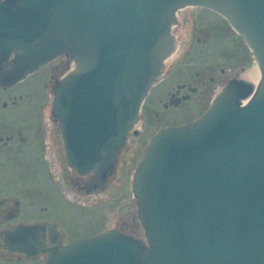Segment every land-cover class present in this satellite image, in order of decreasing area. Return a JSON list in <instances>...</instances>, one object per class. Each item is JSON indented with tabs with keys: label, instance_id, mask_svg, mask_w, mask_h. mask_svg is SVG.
Returning <instances> with one entry per match:
<instances>
[{
	"label": "water",
	"instance_id": "water-1",
	"mask_svg": "<svg viewBox=\"0 0 264 264\" xmlns=\"http://www.w3.org/2000/svg\"><path fill=\"white\" fill-rule=\"evenodd\" d=\"M223 16L253 54L191 123L160 130L133 177L144 240L106 231L62 246L55 224L0 230V255L45 264H264V0H0V90L58 57L60 169L90 198L114 183L150 88L184 53V7Z\"/></svg>",
	"mask_w": 264,
	"mask_h": 264
},
{
	"label": "flooded vegetation",
	"instance_id": "flooded-vegetation-1",
	"mask_svg": "<svg viewBox=\"0 0 264 264\" xmlns=\"http://www.w3.org/2000/svg\"><path fill=\"white\" fill-rule=\"evenodd\" d=\"M189 10L214 15L228 29L233 31L222 16L211 10L201 7L183 9L186 22L192 20V27H189L186 32L184 53L178 54L174 69L162 76L156 86L160 84L163 86L167 79L175 75L179 67L186 65V62L191 58L189 54L193 49L194 41L195 43H200L201 37L205 41L210 36L208 31H205L201 36H194L196 32L194 26L196 24L191 15L188 14ZM234 34L238 36L235 32ZM73 67L74 63L70 57L65 58L61 62L56 58L39 67L25 78L0 90V230L35 222L55 224L63 247L85 237L95 236L100 233L81 235L78 231L79 234L75 232L76 235L72 236L70 229L65 224L64 208L58 205L64 199L65 193L67 194L68 191L72 193V191L60 169L59 123L53 114L54 74L55 71L73 69ZM41 73L45 75L44 78L40 77ZM229 73H232V75L229 76ZM243 74L244 68H240V70L235 72L219 68L218 73L215 72L214 76L208 75L207 82L204 79L207 75L197 72L194 80H185L163 93L164 97L159 99L158 103L161 104L162 109L165 111L168 109L169 111L170 109L175 111L189 104L194 98L198 103L205 105V110L201 113L203 115L208 111L217 96L225 90L226 85H230L233 81L244 80ZM254 75L255 73L248 80L250 83L254 81ZM38 85H40L39 88H37ZM32 91L33 93H31ZM148 98L149 95L146 100ZM140 121H142L141 125H139ZM137 124L127 136L114 183H110L107 186V189L111 186H113V189L109 190L108 194L103 197L100 194L84 198L72 193L78 202L98 208L103 202H107V196L111 197L115 191L119 190L120 183L126 180L127 175L130 174L132 181V176L140 161L133 171L132 165L139 156V147L146 130L142 109ZM38 158H42L48 164V167H42L37 161ZM120 173H122L121 177H119ZM36 174L45 176L46 180L49 177L50 186L35 183ZM38 191L44 192V195H40L39 200L42 201L45 198L44 205L37 199ZM123 206L125 209H130L128 213L129 222L123 223L120 227H117L115 223L110 230L122 233L129 232V235L134 238H142L140 237L142 229L137 219L136 202L133 197L131 196V201L128 202V205ZM68 209L72 212V209ZM104 211H106V208L104 210L101 209L99 213L102 214ZM115 214L116 212H112L114 220L116 219ZM92 217L99 222L98 216ZM49 257L50 253L41 255L39 252L32 256L0 255V264H45V260L49 259Z\"/></svg>",
	"mask_w": 264,
	"mask_h": 264
},
{
	"label": "rangeland",
	"instance_id": "rangeland-1",
	"mask_svg": "<svg viewBox=\"0 0 264 264\" xmlns=\"http://www.w3.org/2000/svg\"><path fill=\"white\" fill-rule=\"evenodd\" d=\"M188 14L191 15V18L196 24L194 26V30H196L194 36H201L205 31H208L210 36L207 37V40L205 41L201 37L200 43H195L194 41L193 49L189 54L191 55V58L186 62V65L179 67L175 75H172L167 79L163 86L162 84L156 86L159 81L153 85L154 88L152 87L153 89L149 92V98L142 106L146 130L139 147V156L132 165V171L139 161H141L147 144L150 143V140L157 132L173 125H183L187 122L190 123L193 119L199 117L205 110V105L198 103L197 100L193 98L191 102L184 107L178 108L175 111H171V109L170 111L169 109L165 111L162 109L161 104L158 103L159 99H163V93L170 90L172 87H175V85L181 84L185 80H194L195 73L197 72L206 74L207 76L204 79L207 82L208 75L210 74L214 76L215 72L218 73L219 68L225 70L229 69L231 72L244 68V74L242 77L245 81L250 80V77L255 73L256 68L251 52L243 39L241 40L234 30L233 31L238 36H236L232 30L228 29L227 26L214 15L195 10H189ZM188 30L189 27H187L186 32ZM231 75L232 73H229V76ZM44 76L43 73L40 74L41 78H44ZM39 87L40 85L37 86V88ZM31 93H33V91ZM142 121L139 122V125L142 124ZM37 161L42 167H48V164L45 163L42 158H38ZM121 176L122 173H120L119 177ZM45 178V176L36 174L34 181L37 184H46L50 186L51 182L49 181V177H47V180ZM132 181L130 179V174L127 175L126 180L120 183L119 190L115 191L111 197L107 196V202H103L98 208L90 207L84 203L78 202L77 198L70 191H68L67 194L65 193V196H63L64 199L58 205H61V207L64 208L65 224L68 229H70V234L75 236V232L78 234L80 232L81 235H90L97 232L104 233L109 231L115 223L117 227L122 226L125 222L128 223V213L130 209H125L123 205H128V202L131 201V196L133 197ZM112 189L113 186L100 196H106L109 190L111 191ZM57 193L59 194V192ZM37 195L39 201L40 195H44V192L38 191ZM39 202H42L41 204L44 205L45 198ZM58 205L55 204L56 207H58ZM68 208L72 209L73 213L70 212ZM105 208L106 211L102 214L99 213L101 209L104 210ZM112 212H116L115 220L112 217ZM95 215L99 217V222L96 221V219H93L92 216ZM142 236L143 233L140 231V237Z\"/></svg>",
	"mask_w": 264,
	"mask_h": 264
},
{
	"label": "bare ground",
	"instance_id": "bare-ground-1",
	"mask_svg": "<svg viewBox=\"0 0 264 264\" xmlns=\"http://www.w3.org/2000/svg\"><path fill=\"white\" fill-rule=\"evenodd\" d=\"M259 79H260V74H259V71H258V69L256 67L255 75H254V81L253 82L251 81L254 84V86L257 85Z\"/></svg>",
	"mask_w": 264,
	"mask_h": 264
}]
</instances>
